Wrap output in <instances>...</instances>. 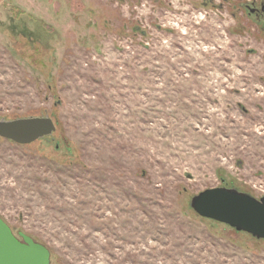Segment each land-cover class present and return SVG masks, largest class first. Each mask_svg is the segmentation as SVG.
<instances>
[{"label": "rangeland", "instance_id": "obj_1", "mask_svg": "<svg viewBox=\"0 0 264 264\" xmlns=\"http://www.w3.org/2000/svg\"><path fill=\"white\" fill-rule=\"evenodd\" d=\"M264 0H0V216L51 264H264V239L199 215L264 196Z\"/></svg>", "mask_w": 264, "mask_h": 264}, {"label": "water", "instance_id": "obj_2", "mask_svg": "<svg viewBox=\"0 0 264 264\" xmlns=\"http://www.w3.org/2000/svg\"><path fill=\"white\" fill-rule=\"evenodd\" d=\"M55 130L56 123L48 115L0 120V136L20 144L34 142ZM190 205L203 217L264 239V196L258 198L236 188L217 186L193 195ZM0 264H51V251L26 232L15 234L0 216Z\"/></svg>", "mask_w": 264, "mask_h": 264}, {"label": "flooded vegetation", "instance_id": "obj_3", "mask_svg": "<svg viewBox=\"0 0 264 264\" xmlns=\"http://www.w3.org/2000/svg\"><path fill=\"white\" fill-rule=\"evenodd\" d=\"M262 3L264 4V2ZM262 3L260 4V7H258L255 2L250 5H247L250 10V13L257 16L260 20L264 19V8L262 7Z\"/></svg>", "mask_w": 264, "mask_h": 264}]
</instances>
